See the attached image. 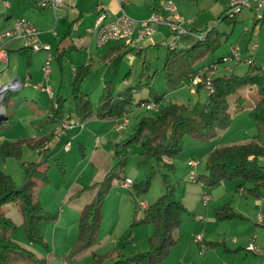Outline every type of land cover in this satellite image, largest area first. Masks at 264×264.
I'll use <instances>...</instances> for the list:
<instances>
[{
  "label": "rangeland",
  "instance_id": "obj_1",
  "mask_svg": "<svg viewBox=\"0 0 264 264\" xmlns=\"http://www.w3.org/2000/svg\"><path fill=\"white\" fill-rule=\"evenodd\" d=\"M25 2L30 6L27 13H11L7 20L13 22L16 18H24L30 21V16H33L34 18L32 20L37 21V27L44 31L42 37L47 40L44 42L54 47L60 42L64 33H66L69 21L75 19L71 30L73 41L78 45H85L89 39L88 42H90L91 51L95 50L93 54L95 53L97 55L98 52L103 51L101 47H96L95 35L93 36L87 32L85 25L81 28L79 27L80 23L85 24L90 20V14H87L81 21L80 18L82 17H78L77 10L73 9L70 5L66 4L65 6H59L55 10H52L51 8H42L38 5L37 1L31 3L25 0ZM216 3L221 8L217 12L218 16L223 10L225 0H217ZM23 6V0H16L15 8L21 10ZM0 8L4 11L3 6ZM236 14L235 21H231L230 24L221 17L216 19V21L212 19V23L209 25L215 24L220 30L217 29L219 31L218 46L211 51L199 55L194 60L192 68L214 60L213 63H216L217 66L215 75L229 72L242 74L248 70V66H245L246 64H237L233 58L226 60H222L221 58L228 55L231 45L235 44L239 47L240 55L246 57L248 55V44L257 42L258 46L253 58L258 65H256L258 67L256 70L264 71V22L256 20L253 7L249 8L244 6ZM215 16L216 14L213 15L214 19ZM62 18L67 20V24L64 27L60 24ZM3 19L2 16L0 18V28L3 25ZM39 22L43 25H40ZM0 30L3 31L4 28ZM177 48L182 47L178 46ZM165 50L166 46H162L160 49L151 47L150 49H146L140 57L137 56V53L134 54L136 59H140L141 62L146 56L149 73H152L154 70L157 71L151 80L157 93H164V97L170 98L171 101L183 102L190 107L195 106L197 109L204 108L208 94L213 90V87L211 91L206 88H196L195 92H190L183 82L173 88L166 86L163 74L159 71L164 61ZM34 52L37 51L30 52L33 66L37 65V62L41 60L43 63L46 51L39 50V52L33 54ZM86 53L84 50H81L71 53L70 56L73 59L75 58L76 62H82L87 58ZM13 55L18 56L16 50L10 51L11 58ZM119 58L115 59L114 64L105 74L111 80V86L114 90H118L123 85L122 79L124 73L121 75L119 73ZM66 63L65 61L63 70L60 71L56 63V57L53 54L51 70L48 75V80L44 84H48L53 89L54 95L51 97L53 101L57 96L55 91L56 87L60 85L59 92L66 98L63 117L71 113L70 116L73 117V120L80 122L74 123L73 126L77 125L80 129L84 126V120L96 118V116L80 119L75 115V107L70 93V82L73 72L70 70L71 66ZM99 65L93 74L87 76L89 78L86 77L83 80L81 85V88L84 87L86 90H89L87 95L94 105L99 100V95L102 91V82L104 83L103 79H100L102 75V64ZM21 67L22 70L26 67L23 56L21 59ZM135 68H137L136 65H134L132 72H135V76H137L138 71ZM138 69H141V63L138 64ZM37 82L40 81L38 80ZM135 82L136 79H133L132 86ZM142 82H144V78H142ZM147 96L148 89L144 86H141L133 92V99L135 101ZM238 96H242V99L245 100V104L243 103L245 106L244 109H240V104L234 102ZM257 97L258 94L255 86H244L236 92L230 93L228 95V110L230 111L231 118L228 125L217 128L215 135L206 137L205 139H198L188 134L185 135L181 149L171 158L174 169L165 170L154 161L141 160L142 148L137 141L128 142L125 148L124 162L118 163V158L114 154V151L111 152V155L105 151L106 149L104 148H107V145L102 148V144H100L93 155H90L92 147L87 143H85L84 148H81L77 143L85 142V137L81 141V137L76 138V140L69 139L71 143L67 141L71 144V149L70 152L65 154L67 155V164H65L66 162L63 161L64 158L61 153L59 155L57 153L61 150L65 139L69 138V135L60 138V134L57 135L55 131V123L58 120L52 121L53 127L51 122L46 120L49 110V108H46L47 93L41 91L40 88H32L30 86L21 87L17 91H8L3 104L8 114H12H9L7 118L1 119L0 129L4 130L6 123H9L13 126V132L17 133L20 129L22 130L20 134H25L28 137L33 133L44 134L42 128H49L51 126V135L53 133L54 136H57V139H55L56 143L58 138L60 139L59 144L52 146L49 154L37 152L35 148L27 146V141H22V154L20 157H8L5 160L0 159V168L12 176L16 185H20L23 181L26 161H35L37 169L45 172L47 176V180L45 181L36 179L37 187L34 191L44 212L38 221L41 240H28L22 224V214L18 203L5 202L1 205L2 212L9 216L15 223V227L8 232L9 236L21 247L33 253V256H29L28 254H23L20 250L12 251L8 256L9 261L13 264H89L94 254L122 253L123 255H131L148 251L150 249L148 236L153 233L154 226L151 223L132 222L141 214V208L137 206L139 210L137 216L134 217L132 215L134 210L132 198L135 196V191H137L136 198L138 201L143 200L144 202L150 203L156 200L165 191L166 185L163 179V173H166L170 184L169 186L174 188L175 196L180 198L182 193L185 194L183 199L180 198V200L183 204L185 203L186 211L183 213L178 227L173 230V242L169 245L165 256L160 260L159 264H264L263 203L254 207L253 212H256L254 216L241 213L242 215L219 218L214 215L216 209L221 208L225 203L234 202L238 197H242V207H246L244 199H254L257 204L255 199L264 197V185L260 189L263 194L261 197L239 194V190H236L235 186L239 182L238 179L234 181L225 179L211 186H201L198 182L189 180V169L186 166L187 158L194 156L193 152L196 151L195 158L200 159L199 165L197 164V174H199L198 171L207 173L208 171L205 167L206 156L204 155H208L214 146L245 142L254 135L258 136L260 143H264V133L257 131L255 122L247 110L256 101ZM54 106H56L55 101ZM129 106L134 107L132 104ZM153 110L146 108L136 109L130 115V121H128L120 132L124 135L123 140L128 139L130 134L133 133L142 116H156L158 114V112ZM70 126L64 127L63 132ZM51 135H49V138ZM54 136L52 137L54 138ZM86 137L92 145L98 142L97 139L95 140L89 134ZM115 144L114 141L111 145L112 150H114ZM41 147L37 148V150L39 151ZM79 161H81V164L78 163ZM132 170H137V172L133 173ZM106 171L113 172V177H116L114 180L121 181L120 183H122L128 177L131 179L132 184L129 187L123 186V188L118 186L119 184L112 183L110 185V189L101 205V221L95 241L88 247L80 250L75 249L74 243L77 234L78 213L83 204L92 200L95 196L97 186L91 187L90 185L95 181L101 180ZM77 176L80 177L77 179ZM146 179H148L147 187L141 191V187H143ZM74 183L75 185L71 189V192L64 198L63 196L67 192L68 185L71 186ZM222 185L228 188L230 187L231 192L235 196L232 199L230 194H228L225 198V195L222 194L215 205L209 206L210 213L214 216L212 219H209V213L203 211V208H206L208 203H202L200 199V195L202 194L200 187H202V191L209 195L210 199V194L212 198L213 193L220 191ZM245 185L249 186L248 183ZM84 186L87 187L86 190L83 189L84 192L82 193L81 191L83 190L80 191V189ZM121 191L126 194V201H122ZM225 199L233 201H226ZM196 203L199 209H195ZM230 204L235 212L240 213L234 208L232 203ZM258 214H260V217H258ZM1 232L2 230L0 229V234ZM197 235L200 236L198 240L195 239ZM249 244L261 250H249L247 248ZM218 251H220L222 256L221 261L218 259Z\"/></svg>",
  "mask_w": 264,
  "mask_h": 264
},
{
  "label": "trees",
  "instance_id": "obj_2",
  "mask_svg": "<svg viewBox=\"0 0 264 264\" xmlns=\"http://www.w3.org/2000/svg\"><path fill=\"white\" fill-rule=\"evenodd\" d=\"M226 11L227 8L217 19L221 17L230 24L231 21H235L236 13L229 16ZM187 27L194 35L193 29L189 25ZM217 29V26L213 25L195 33L203 36L201 38L194 36L195 40L188 47L167 49L163 64L159 69L167 87H177L189 73L196 70L192 68L194 60L199 55L218 46V32L220 30ZM66 38L70 39V32L62 37V39ZM76 49L78 47L71 43L62 49L56 48L53 53L56 61L61 64L62 59L70 51ZM93 67L94 62L89 60L74 72L71 79V98L75 107V115L80 119L89 116L116 118L121 116L129 105L141 100L163 102L156 116H142L129 138L116 145L114 154L118 158V163L124 162L125 148L128 142L137 141L142 148L141 160L154 161L165 170H173L174 164L171 158L181 149L184 136L188 134L198 139H205L215 135L217 128L227 126L231 118L228 110V95L244 86L256 87L258 97L247 110L255 122L257 131L264 133V71L256 70L258 68L256 65H249L248 70L242 74L229 72L214 75L211 81L213 90L208 94L207 102L202 109H197L195 106L190 107L183 102L165 100L164 93H157L151 83L152 77L157 71L154 70L149 73L146 60L142 61V68L133 86H127L113 94L108 83L104 81L99 100L94 105L87 93L81 89L83 80L91 73ZM142 78H144V82H142ZM141 86L148 89V96L135 101L133 92ZM65 100L66 98H62L60 95L56 96L54 100L56 106H54L53 99L49 97L48 111L53 121L63 117ZM234 102L240 104V109H244L245 100L242 99V96H238ZM40 145L37 143L31 146L39 148ZM46 148H41L39 152L44 153ZM21 154V141L4 139L0 142V159L20 157ZM260 156H264V143L259 142L257 135L245 142L217 145L210 150L206 157L205 167L208 172L197 174V179L206 186H211L225 179L232 181L238 179L239 182L235 186L242 195L261 197L263 194L260 189L264 185V165L258 163ZM113 176L112 171H107L101 180L90 185L91 187L96 185L97 191L92 200L85 202L78 213L75 249L80 250L88 247L95 241L101 221L103 199L112 183L121 182L114 180L116 177ZM36 179L45 181L47 176L45 172L37 169V164L34 161L25 162V175L20 185H16L12 176L0 168V229L2 230L0 234V264H13L8 259L12 251L20 250L23 254L33 256L31 251L21 247L9 236L8 232L15 227V223L2 212L1 205L3 203H18L28 240H41L38 221L44 212L39 200L33 196V186ZM163 179L167 188L165 187V191L153 202L143 207L140 206V200L138 201L136 198L137 191L132 198L134 208L132 215L134 217L139 212L137 206L141 208L140 216L132 222L151 223L154 226L153 233L148 236L150 249L131 255H123L122 253L94 254L89 264H159L169 245L173 242V230L178 227L181 217L186 211V207L180 198L175 196L174 188L169 186L166 173H163ZM246 183L249 186H246ZM147 184L148 179L141 187V191L146 189ZM214 215L225 218L241 214L235 212L230 203H225L221 208L214 211ZM34 260L37 261L36 258Z\"/></svg>",
  "mask_w": 264,
  "mask_h": 264
},
{
  "label": "crops",
  "instance_id": "obj_3",
  "mask_svg": "<svg viewBox=\"0 0 264 264\" xmlns=\"http://www.w3.org/2000/svg\"><path fill=\"white\" fill-rule=\"evenodd\" d=\"M26 1L31 2V3L36 2V0H26ZM120 2L124 4V8L128 14H130L131 16L138 18V19L147 17L152 11H156L158 13L166 14V12L162 8L161 0H120ZM216 2H217V0H174L177 11L186 19H191V22L188 25H189V27H191L193 29V31H192L193 33H199L204 28L208 29L209 27L215 25V24H213L210 26L209 24L212 23V19L216 21L217 17L220 14H222L224 12V10H226V8L228 6V0H225V5L223 7V10L220 12V14H218V16H217V12H219L221 8L218 7L219 5ZM15 4H16V0H0V7L1 6L4 7V11L1 10V8H0V18L2 16L4 18L3 19V25L0 29L4 28L3 31L9 29L13 25L14 21L11 22L10 20H7V18L11 15V13H14V12L27 13L28 9H30V6L25 2V0H23L24 6L21 10H19L18 8H15ZM66 4L70 5L73 9L77 10V12H78L77 16L82 17V18H80L81 21L86 17L87 14H90V20L85 24L80 23V25H79L80 28L83 25H85L87 27V32H89L90 27H92V25L94 23V20H95L96 15H97L96 7L99 4H103L109 9V15L107 16L105 21L112 20L119 13V10H120V7H119L117 0H64L63 4L61 6H65ZM47 8H49V7H47ZM44 9H46V8H44ZM214 14H216L215 19L213 17ZM33 18H34L33 16H30L29 19L37 27V25H36L37 21L36 20L33 21L32 20ZM60 21H61L60 24L62 25V27H64L67 24V20L64 18H62V20H60ZM74 21H75V19L69 21L68 27L66 26L67 27L66 33L70 32V39L69 38L62 39V37L66 34V33H64V35L60 39V42L57 43L56 46H54V47L51 46L52 53L55 51L56 48L62 49L63 47H66L67 45H69L71 43L78 47V49L70 51L67 54V56H65L62 59L61 64L56 61V63L59 66V70L60 71L63 70L64 62L66 61L67 62L66 64L71 66L70 70L73 72L72 73V75H73L74 72L80 66L86 64L89 60H92L94 62V67H93L91 73L88 75V76H90L100 66L99 64H102L101 65L102 66V75H101L100 79L101 80L103 79V81H106L108 83V86L111 89V91L113 92V94L118 93V91H120L121 89H123L127 86H132V80L133 79L137 80L139 72L141 70V69L140 70L138 69V64L141 63V68H142V62L140 61V59H136L134 53H137L138 54L137 56L140 57V55L143 52H145V50L148 48L150 49L151 47H154L156 49H160L162 46H166V50H165V55H166L167 49L172 48V47H178V46L185 48V47L190 46L193 43V41L195 40V37L193 35H190V34L180 35V36L176 37L173 33H171L170 28L166 24L156 23V24L152 25L153 31L150 35H147V36H145L139 40H134L133 43H131V44L125 43L123 40H111L108 43H106L105 45L101 46L103 51L98 52V54L96 55L95 53L93 54V52L95 50L91 51V45H90V42H88L89 39L87 40L85 45L84 44L78 45L73 41V37L71 36V30L73 28ZM9 25H11V26L8 27ZM40 25H43V24L40 23ZM6 27H8V28H6ZM39 27H44V26H39ZM37 29L40 31L39 32V37L41 36L40 39L42 38L41 40L47 41L45 38L42 37V34L44 33V31L40 30L38 27H37ZM0 31H1L0 33L3 32L2 30H0ZM89 33H91L94 36V34L92 32H89ZM0 42H4L6 44V48L8 50L7 62H0V72H1L0 73V86L4 83L11 82L13 79H17L23 84L21 87H29L30 85L25 84L27 77L29 80L35 81V82H37L38 80L39 81L42 80V72H41L42 60L38 61L37 65L33 66L32 60H31V53H30V52H32V50H30L29 48L24 46L23 40L21 37H14V38H9V39H7L5 37H0ZM11 50H16L18 56L13 55V57L11 58V56H10ZM26 50L28 51L27 53H26ZM81 50H84V52H87L86 53L87 58L85 60H83L82 62H76L75 58L73 59L70 56V54L73 52H79ZM37 52H39V50H37ZM37 52H34L33 54H35ZM22 56L24 59V64L26 66L24 68V70H22V67H21ZM118 57H120L119 58L120 62L118 64L119 73H120V75L124 73L123 79H122L123 85L121 87H119L118 90H114L113 87L111 86V80L105 74L107 71H109V68L114 64L115 59ZM143 60H147L146 56L144 57ZM210 62L213 63L214 60L209 61L207 63H204L201 66H203L205 64H209ZM237 64H246V63H237ZM134 65L137 66V68H135V69H137L136 71H138L137 76H135V72H132ZM201 66H198L196 68H199ZM245 66H249V65L246 64ZM247 68H249V67H247ZM103 71H104V73H103ZM87 78H89V77H87ZM184 80H186V78L183 79L182 81H184ZM70 85H71V82H70ZM30 87H32V86H30ZM103 87H104V83L102 82V89H103ZM32 88H34V87H32ZM200 88H205V87L200 86L199 89ZM81 89L85 93H87L89 91V90H86L84 87H82ZM40 90L44 91L42 89H40ZM59 90H60V85H57L56 90H55L56 94H57V96L58 95L62 96L60 94ZM51 91H52V95H54L52 88H51ZM49 97L50 96L47 93V101H46V108L47 109H48ZM164 99L168 100L170 98L164 97ZM5 109L6 108L4 107V104H3V110L5 113L3 118H7V116L9 114L10 115L12 114V113L8 114L7 109L6 110ZM67 113H69V112H67ZM49 115H50V112L48 111L46 120L48 122H51L52 127H53L54 121ZM70 115H71V113H70ZM115 119L116 118H113V117L87 119V120H84V126L80 129H79V127H77V125L73 126V124H71V126L66 128L65 131L60 135V138H63L64 136L69 135V138H66L64 143H63V144H65L67 141H70L69 139L76 140V138L81 137L80 138V141H81V139L85 137L86 138L85 142H81L82 144L80 142H78L77 144L79 146H81V148H84L85 143L90 145L92 147V149L90 151V155H93L95 153L96 149L98 148V146L100 144H102L101 145L102 148L105 147V145H107V148H104V149H106L105 151L107 152V154L111 155V152L115 151V148H116V146H115L114 150L111 149L112 148L111 145L113 144V142L115 141V143H116L115 145H117L120 141L123 140V136H124L120 133L121 134L120 138H118V132L116 133V131L114 129L115 128L114 127ZM4 127H5L4 130L0 129V142L4 139L11 140V141H21V142L27 141L28 142L27 146H30L31 148H33L31 146L32 143H40L41 144L40 146H42L41 148L47 147L45 152H44L46 154H49L50 151L52 150V146H55V144L56 145L59 144V141H60V139L58 138V141L56 143L55 139H57V136H54L53 133L51 135V130H50L51 126H49V128L48 127L42 128V131L44 134L33 133L32 135H30L28 137L25 134H20V132L22 131L20 129L17 131V133L13 132V129H12L13 126H11V124H9V123H6V125ZM0 128H1V125H0ZM3 132H6V133H3ZM87 134H89L95 140L97 139L98 142L95 143V145H92L90 143L89 139L86 137ZM23 135H25V136H23ZM49 135H51L50 138H49ZM52 136H54V138ZM70 143H71V141H70ZM70 143H69V147L67 149L64 148V145H63V147H61V150L57 153L58 155L61 153L62 157L64 158V160H63L64 162L67 161V155H65V154L70 152V149H71ZM35 149L37 152H39L37 150V148H35ZM195 153H196V151L193 152L194 156H191L192 158L191 157H188V158L189 159H197L198 165H199L200 159L195 158L196 157ZM204 156L207 157V154ZM188 158H187V160H188ZM3 160H5V159H3ZM187 160H186V166L189 169V166L187 165ZM78 163L81 164V161H79ZM258 163L260 165H264V156H260L258 158ZM65 164H67V162ZM82 164H84V163H82ZM132 172L136 173L137 170H132ZM198 173H201V172L198 171ZM79 177L80 176H77V179ZM114 184H119L118 186H120L121 188H123V186H124L123 183H120V182H115ZM74 185H75V183L72 184L71 186L68 185L67 192L63 196L64 198L69 195V193L71 192V189L74 187ZM222 186H221L220 191H215L213 193L212 198H211V194H210V199H209L208 205L206 208H203V211L209 213V219H212L214 217L213 214L210 213L209 206L215 205L222 194L225 195V198H226V196H228V194H230L232 199L235 196L234 193L231 192L230 187L228 188L225 185H222ZM36 187H37V183H35V185L33 186V196L35 198H36V196H35L34 191H35ZM86 187L87 186L82 187L80 189V191L83 189L86 190ZM124 187H127V186H124ZM84 190L81 192L83 193ZM200 191L202 192V187H200ZM121 193H122V195H121L122 201H126V199H125L126 194L123 191H121ZM239 194H241V193L239 192ZM184 195L185 194L182 193L180 198L183 199ZM241 198L242 197H238L234 202H230L233 204L234 208L238 212H240V214L245 213L247 215L249 214L251 216H254L256 213V212H253L254 207H257L258 204L259 205H261L262 203L264 204V197H262L260 199H258V198L255 199L257 204L255 203L254 199L253 200L252 199H244L246 207H242ZM200 199H201V195H200ZM140 201L143 202V205L148 204V202H146V201L145 202L143 200H140ZM226 201H233V200H226ZM195 209H199V206L197 203L195 205ZM213 209H214V207H213ZM262 217L264 218V216H262ZM205 227H206V225H205ZM217 255H218L219 261H221L222 256H221L220 251H218Z\"/></svg>",
  "mask_w": 264,
  "mask_h": 264
},
{
  "label": "built area",
  "instance_id": "obj_4",
  "mask_svg": "<svg viewBox=\"0 0 264 264\" xmlns=\"http://www.w3.org/2000/svg\"><path fill=\"white\" fill-rule=\"evenodd\" d=\"M38 5L43 8H51L55 10L57 7L61 6L64 0H36ZM120 10L119 13L109 21H105L109 15V9L103 5L99 4L96 7L97 15L95 21L90 27L89 32H92L96 38V46L101 47L111 40H123L125 43L131 44L134 40L142 39L143 37L150 35L153 31V24L164 23L169 28L171 33L176 37L180 35H186L192 33L187 27L191 22V19H186L183 17L176 9L174 0H161V5L166 14L158 13L152 11L147 17L135 18L128 14L124 8V4L117 0ZM244 6L254 8L255 17L257 21L264 22V0H228V6L226 13L229 16L240 11ZM39 30L32 24L28 19L16 18L14 20L13 26L0 33V37H5L7 39L14 37H21L25 47L32 51L45 50L46 56L44 62L41 65L42 80L40 82L31 81L28 79L25 81L26 85H30L34 88H40L46 91L50 97H52V91L49 85H45L44 82L48 80V75L51 70V59H52V49L51 45L44 42L39 37ZM135 34V35H134ZM196 38H201L202 34H194ZM258 46L257 42H251L247 46L248 55L242 57L239 53V47L237 44L231 45L230 52L228 55L222 57L221 59L226 60L233 58L235 63H246L250 66H255V60L253 58L254 52ZM8 60V50L4 42H0V62H7ZM217 71L216 63L205 64L195 71L189 73L186 80L182 81L184 85L188 88L190 92H195L198 86H203L209 91L212 90V77ZM23 84L17 80L13 79L9 83H4L0 86V123L3 118V101L7 96L8 91H17ZM163 102H156L153 100H141L132 105L134 107H128L119 117L115 119V130L118 132V137L120 138V132L128 123L130 115L138 108H146L158 112L162 106ZM63 118V119H62ZM55 123V131L58 134H62L63 128L74 123H80L78 120H73V117L67 114ZM69 147V142L64 144V148ZM197 159H188L187 165L189 166L188 177L192 182H198L201 186L203 183L198 181L197 177ZM123 185L129 187L132 184L130 178H125L123 180ZM204 186V185H203ZM201 201L203 204H207L209 201V195L202 191ZM140 206H144L143 202L139 201ZM260 217V214H258ZM200 236L197 235L195 239H199ZM249 250L260 251V248H255L252 244L247 246Z\"/></svg>",
  "mask_w": 264,
  "mask_h": 264
},
{
  "label": "water",
  "instance_id": "obj_5",
  "mask_svg": "<svg viewBox=\"0 0 264 264\" xmlns=\"http://www.w3.org/2000/svg\"><path fill=\"white\" fill-rule=\"evenodd\" d=\"M0 115H1V111H0ZM4 116V115H3Z\"/></svg>",
  "mask_w": 264,
  "mask_h": 264
}]
</instances>
